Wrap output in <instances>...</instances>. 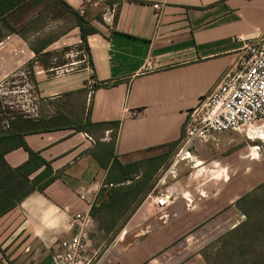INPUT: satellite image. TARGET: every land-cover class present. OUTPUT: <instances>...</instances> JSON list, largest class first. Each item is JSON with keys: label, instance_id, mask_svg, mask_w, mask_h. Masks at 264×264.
Segmentation results:
<instances>
[{"label": "crops", "instance_id": "0c3cea01", "mask_svg": "<svg viewBox=\"0 0 264 264\" xmlns=\"http://www.w3.org/2000/svg\"><path fill=\"white\" fill-rule=\"evenodd\" d=\"M62 1L84 10L81 16L97 30L86 42L57 0H28L11 16L22 36L0 42L6 44L0 85L27 69L32 73L36 105L44 111L33 121L42 130L25 141L56 175L43 192L34 190L0 218V264H57L73 217L90 214L88 202L106 199L100 191L109 188L114 159L139 163L135 180L157 167L152 191L167 190L169 204L156 209L148 192L121 227L118 220L111 242L92 245L97 264H246L253 224L236 203L264 184L261 136L255 129L211 134L165 173L159 158L237 60L238 38L264 31V0ZM53 6L58 10L48 17ZM71 47L79 48L77 58L54 63ZM79 123H89V131L76 130ZM28 159L23 148L5 155L13 169Z\"/></svg>", "mask_w": 264, "mask_h": 264}, {"label": "trees", "instance_id": "16d2710c", "mask_svg": "<svg viewBox=\"0 0 264 264\" xmlns=\"http://www.w3.org/2000/svg\"><path fill=\"white\" fill-rule=\"evenodd\" d=\"M27 1L28 0H0V42L12 34L22 36L23 29H18L13 25L11 16L16 10L26 4ZM56 4H61V6L68 10L70 15L76 19V26L79 27L84 42H86L89 35L97 32L89 20L85 19L78 12L70 9L62 0H57ZM46 46L47 45L44 44L41 47L45 48ZM32 49L36 53L39 52V49L35 46H32ZM89 125V123L87 125H81V123H79L76 125V130L88 132ZM36 127L37 123L31 126L26 125V127L18 123H13L9 131L0 132V218L16 208L31 192L34 190L43 192L45 188L56 179L51 163L44 160L39 152L30 149L25 141V136L27 134L40 132L42 130ZM178 144L179 141L168 145L170 151L176 149ZM103 147H105V145ZM19 148H23L29 154V159L24 165L13 169L6 163L5 155ZM108 148H110L109 150L111 151L113 147L111 148L110 145ZM107 150L106 148L104 151L107 152ZM139 167V163L122 164L117 159H114L111 166L108 168L107 179V184H114V187L102 188L100 196L105 195L106 199H103L98 204L95 203L91 208L90 215L93 220L98 223L99 229L108 235V242L113 240L126 219L134 212L146 194L151 192L155 186L153 176L157 167H150L146 172L142 173V179L135 180V176L140 173ZM41 168H43V170L31 179V176ZM105 168L107 167L105 166ZM127 181H131V183L124 186L123 184ZM263 189L264 184L259 186L253 195L248 194L236 203V206L240 208V210L246 211L247 217H251L258 213L259 208L257 207L260 206L258 195H260ZM122 207H126L127 214L121 221L120 227L116 228L120 218L117 213ZM248 222L253 224V226H248L251 227L248 229H259L256 227L255 221L251 220ZM253 241L248 238L247 231V248L248 243L250 246ZM259 261L255 259L254 255L249 259V262L247 260L246 264H258Z\"/></svg>", "mask_w": 264, "mask_h": 264}, {"label": "built area", "instance_id": "2783aa9c", "mask_svg": "<svg viewBox=\"0 0 264 264\" xmlns=\"http://www.w3.org/2000/svg\"><path fill=\"white\" fill-rule=\"evenodd\" d=\"M153 8L161 9L158 4ZM79 14L83 15L84 10ZM238 40L241 47L237 60L188 113L175 158L190 154L197 140H205L211 134L264 120V31L254 39L239 37ZM259 150L264 156V142ZM107 187L112 188L114 184ZM150 196L156 209L162 210L169 204L167 190H153ZM81 198L86 200L85 196ZM88 203L92 207V202ZM72 224V234L59 242L61 257L57 264H97L99 251L92 246L91 215L76 214Z\"/></svg>", "mask_w": 264, "mask_h": 264}, {"label": "rangeland", "instance_id": "374dc122", "mask_svg": "<svg viewBox=\"0 0 264 264\" xmlns=\"http://www.w3.org/2000/svg\"><path fill=\"white\" fill-rule=\"evenodd\" d=\"M50 9V10H49ZM48 10V17H52L50 14L52 12L56 13L58 10L57 7L53 6L50 7ZM14 17V16H12ZM11 19L13 20V18ZM55 18V17H53ZM52 18V19H53ZM6 44L3 43L0 45L1 47H4ZM77 50L79 48L71 47V50L67 52L68 57L64 54V56H60L54 61V63H61L64 60H70L73 58H77L76 56ZM79 64H74L71 67L77 68L79 67ZM31 72L30 69H27L25 72V75L19 74L18 76H14L8 80L7 83H2L0 85V132L9 131L12 127L13 123H18L21 125L31 126L34 124V115L41 116V109L40 106L37 107L36 103V97L34 92V87L31 83ZM44 111V110H43ZM42 111V112H43ZM32 128V127H29ZM239 129H255V133L257 134V138H259V144L264 142V120L257 121L255 123H252L251 125H245L240 127ZM176 149L173 151H169V149L164 150L163 153H161L160 156V163H165V169L164 173L168 170H170L176 155ZM261 158L264 159V156L261 155ZM162 190V189H158ZM258 201L260 202L259 211L256 215H253L251 217H248V221H255L256 227L259 229H248V238H250L253 243H248V248H246L247 253V260L249 262V259L252 258V256L255 255V259L259 261L258 264H264V189L258 195ZM257 197V196H255ZM253 197V198H255ZM253 201V200H252ZM127 211L126 207H122L120 211L117 213L118 217H124L126 216ZM119 218V219H120ZM91 240L92 245L99 247L101 243L107 244L108 241L104 242V237H106V233L99 232L97 229H95V225L93 224L91 229ZM245 232V231H244ZM103 234H105L103 236ZM253 244V245H252Z\"/></svg>", "mask_w": 264, "mask_h": 264}]
</instances>
